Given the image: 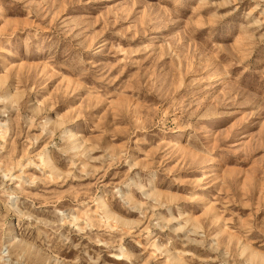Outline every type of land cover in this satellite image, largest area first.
I'll list each match as a JSON object with an SVG mask.
<instances>
[{"label": "rangeland", "instance_id": "1", "mask_svg": "<svg viewBox=\"0 0 264 264\" xmlns=\"http://www.w3.org/2000/svg\"><path fill=\"white\" fill-rule=\"evenodd\" d=\"M0 264H264V0H0Z\"/></svg>", "mask_w": 264, "mask_h": 264}, {"label": "bare ground", "instance_id": "2", "mask_svg": "<svg viewBox=\"0 0 264 264\" xmlns=\"http://www.w3.org/2000/svg\"><path fill=\"white\" fill-rule=\"evenodd\" d=\"M13 239H14V237H11V240H13ZM15 246H18L20 248V250H23V247H21L20 245H18L16 243H15Z\"/></svg>", "mask_w": 264, "mask_h": 264}]
</instances>
